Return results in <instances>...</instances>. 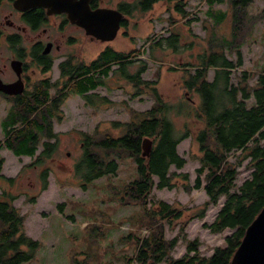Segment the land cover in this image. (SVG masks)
<instances>
[{
	"label": "trees",
	"instance_id": "16d2710c",
	"mask_svg": "<svg viewBox=\"0 0 264 264\" xmlns=\"http://www.w3.org/2000/svg\"><path fill=\"white\" fill-rule=\"evenodd\" d=\"M158 1L161 0L133 2L128 4L126 12L137 9L146 12ZM198 1L207 4L204 24L206 28L211 24L209 30L212 32L207 37L208 46L196 55L197 62L184 63L182 86L186 94L176 107L162 97L155 85L156 80L141 77L144 65L134 72L128 71L133 62L131 58L138 55L140 49L124 51L107 46L95 56L92 64L84 65L77 74L82 75L75 84L79 95L89 103L92 97L95 103H109L104 95L86 92L99 86L106 87L105 78L110 77L111 64L116 60L122 69L115 75L130 85L131 94L147 93L152 98L151 106L145 110L127 107V121L111 122V127L119 130L118 134H113L110 129L97 128L91 133H82V153L74 165L79 185L86 189L94 179L114 174L118 159L134 160L136 177L115 188L113 193L119 202L139 206L141 211L135 212L137 215L131 223L140 228L147 227L149 232L144 237L136 235L134 230L129 232V238L135 242V253L126 258V264L133 261L137 264H229L246 227L264 206V65L257 73L242 70L236 83L230 77L231 70L242 65L241 46L251 35L254 24L264 16V11L249 13L247 7L253 0ZM224 1L226 9H212L215 3ZM183 4L184 1L177 0L175 10L186 17L189 13ZM167 20L170 24L175 21L171 14ZM206 20L209 23L206 24ZM226 20L230 22L229 33L218 34L216 29ZM177 34L172 31L165 38L167 46L177 47ZM209 68L214 69L212 80L207 78ZM93 69L95 78L89 75ZM194 95L198 103H195ZM51 96L46 88L18 95L10 100L11 104L0 121V149L8 148L18 157H34L27 166L44 163L56 150L57 142L53 138H57V133L53 130L52 120L60 118L59 105L65 95L53 99ZM172 114L184 115L186 120L178 126L171 119ZM144 137L152 139L148 157L141 154ZM187 137L197 147L199 166L195 169L194 183L184 184L183 188L186 191L202 188L208 197L199 207L195 206L197 210L190 215L191 218H203L208 206L225 196L213 221L203 226L211 233L234 229L225 236V244L215 246L210 255L201 253V242L197 237L187 238L184 226L188 220L181 223L178 234L171 239L165 238L163 223L172 226L183 215L184 208L179 210L160 199L149 200L154 185L169 189L176 186L174 178L178 173L171 171L170 166L181 168L184 165L185 159L177 153L176 146ZM39 145L42 150L36 153ZM232 155H235L234 160L230 159ZM245 160V167L251 169V175L235 188L238 165ZM2 163L3 157L0 156V169ZM47 173L48 168L41 170V191L47 185ZM154 175L158 178L156 184ZM181 176L184 181L188 180L186 173ZM0 177L9 183L14 180L3 175ZM13 199L9 190L4 189L0 194V264L29 263L39 247V241L25 233V216L12 204ZM179 239L185 243L186 252L173 257L171 252Z\"/></svg>",
	"mask_w": 264,
	"mask_h": 264
},
{
	"label": "rangeland",
	"instance_id": "374dc122",
	"mask_svg": "<svg viewBox=\"0 0 264 264\" xmlns=\"http://www.w3.org/2000/svg\"><path fill=\"white\" fill-rule=\"evenodd\" d=\"M181 1H184V9L189 13L186 17H182L175 10L177 0L159 1L146 12L137 11L127 16L128 27L121 28L115 39L108 44L95 41L83 46V53H87L85 60L96 56L106 45L124 51L140 49L138 55L132 57L133 62L128 66V71L134 72L140 65H144L141 77L144 80H156L155 85L162 97L176 107L185 99L186 94L182 86L184 63L197 62L196 55L208 46L207 37L212 32L209 30L211 24L207 28L204 24L207 4L198 0ZM116 2L117 0H108L105 3L111 5ZM226 8V1L212 6L215 10ZM247 10L251 14H261L264 11V0H253ZM170 14L175 19L173 24L167 20ZM207 23L209 21L206 20ZM229 30L230 22L226 20L216 32L226 35ZM172 31L178 33L175 49L167 46L165 41ZM158 41L160 44L156 45ZM241 53L242 65L231 70L233 83L237 82V76L242 70L257 73L264 65V16L254 24L251 35L244 40ZM8 54V48L1 45L0 55L5 57ZM53 69L55 71L48 74L54 80L57 69ZM115 76L118 75L105 78L106 87L99 86L95 89L98 95L109 99V103H95L93 97L89 103L75 94H68L61 102L60 118H54L53 122V130L57 133L56 150L44 163L27 166L33 162L34 157H18L8 148L0 149V156L3 157L0 175L14 179L9 183L0 177V194L6 189L14 195L12 204L25 216V233L39 241L34 258L26 264H126V258L135 253V242L133 238H129V232L134 230L136 235L143 237L149 232L147 227L140 228L131 223V219L137 215L135 212L141 211L139 206L123 204L113 193L115 188L136 177L134 160L127 157L118 159V169L114 174L94 179L86 189L79 185L80 179L74 174V165L82 153V133H91L97 128L110 129L113 134H118L119 130L111 127V122L127 121V107L145 110L152 104L149 94L133 96L130 85L123 78L117 79ZM213 76L214 69L209 68L207 78L212 80ZM193 99L198 103L196 95ZM8 107L9 102L0 96V121ZM170 116L178 126L186 120L181 114ZM41 150L42 145H39L36 153ZM176 150L185 159L181 168L170 166L171 171L178 173L174 178L176 186L169 189L154 185L148 199L150 202L164 200L179 210L184 208L183 215L172 226L163 223L165 238L171 239L178 234L181 223L188 220L184 226L187 238L197 237L201 242V253L210 255L215 246L225 244V236L234 230L227 228L220 233H211L203 226L204 223L213 221L225 196H221L216 204H210L203 218H191L190 215L197 210L195 206L199 207L208 200L202 188L190 191L183 188L184 184L194 183L195 169L199 166L198 150L190 137L181 140ZM230 159L234 160L235 155ZM245 163L246 160L238 165L239 174L234 180L235 188L251 175V169L246 168ZM44 168H48L47 185L41 191L40 173ZM183 173L188 175L187 181L182 179ZM153 179L156 184L157 176L154 175ZM32 197L34 201L29 200ZM86 224L88 227H85ZM185 252V243L179 239L171 255L180 257ZM130 264L137 263L133 261Z\"/></svg>",
	"mask_w": 264,
	"mask_h": 264
},
{
	"label": "flooded vegetation",
	"instance_id": "af4514ba",
	"mask_svg": "<svg viewBox=\"0 0 264 264\" xmlns=\"http://www.w3.org/2000/svg\"><path fill=\"white\" fill-rule=\"evenodd\" d=\"M16 1L0 0V46L5 45L9 50L7 56L0 55V80L4 83L18 80L23 90L17 94H8L0 90V96L8 101L10 106V100L16 96L30 91L37 92L41 88H46V92L53 97L65 95L62 101L68 94L79 95L75 84L82 75L77 76V74L84 65L95 61V55L85 60L87 53H83V46L95 41L108 44L113 39L102 41L87 34L83 26L71 21L67 12H49L48 8L42 5L25 7L17 4ZM106 1L108 0H88V5L92 10L97 8L119 10L123 16L117 33L121 28L128 27L127 16L137 11L142 12L140 9L132 13L126 12L128 4L140 0H117L111 5L105 3ZM107 46L110 45L102 49ZM53 68L57 69V77L54 80L48 74L50 71H55ZM119 69H122V65L119 61L113 60L110 77L119 72ZM89 75L95 78V69ZM117 77V79L121 78ZM86 93H95V88L89 89ZM79 96L83 98L82 95ZM53 97L51 96L52 99ZM55 140L57 138H53V141Z\"/></svg>",
	"mask_w": 264,
	"mask_h": 264
},
{
	"label": "water",
	"instance_id": "95a60500",
	"mask_svg": "<svg viewBox=\"0 0 264 264\" xmlns=\"http://www.w3.org/2000/svg\"><path fill=\"white\" fill-rule=\"evenodd\" d=\"M25 7L42 5L49 12H67L71 21L84 27L85 32L102 41H110L117 34L122 13L112 8L90 9L88 0H17ZM0 90L8 94L22 92L20 81L4 83L0 80ZM152 139L141 141V154L148 157ZM229 264H264V206L246 227L244 235L235 249Z\"/></svg>",
	"mask_w": 264,
	"mask_h": 264
}]
</instances>
